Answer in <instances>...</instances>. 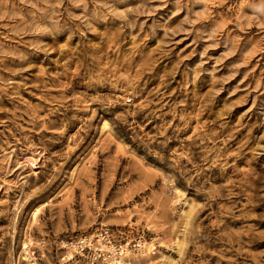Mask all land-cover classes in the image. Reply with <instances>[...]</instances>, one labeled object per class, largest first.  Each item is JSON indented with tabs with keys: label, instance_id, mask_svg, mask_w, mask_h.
<instances>
[{
	"label": "rangeland",
	"instance_id": "1",
	"mask_svg": "<svg viewBox=\"0 0 264 264\" xmlns=\"http://www.w3.org/2000/svg\"><path fill=\"white\" fill-rule=\"evenodd\" d=\"M100 233L264 264V0H0V264Z\"/></svg>",
	"mask_w": 264,
	"mask_h": 264
},
{
	"label": "bare ground",
	"instance_id": "2",
	"mask_svg": "<svg viewBox=\"0 0 264 264\" xmlns=\"http://www.w3.org/2000/svg\"><path fill=\"white\" fill-rule=\"evenodd\" d=\"M25 162L27 164L34 165V161L31 160L29 157L25 158ZM29 243L30 242L27 240V241H24L21 245V249L24 253V260L26 261H31L30 255H29ZM97 243H98V248L103 249V251H107L105 255L108 256L109 259L106 260L105 264H134V263L135 264H146V259L150 257L152 250H154V248H152L153 245H150L149 247H147L146 244H142L141 241H138L137 243L138 245L136 246L135 250L137 251V253H140L141 257L134 259L135 261H132V258L134 256L131 257L130 255L131 250L127 248L128 243L118 245L119 247L115 245H110L107 243H101L100 239L97 241ZM116 247H118V249H116ZM145 247H147L146 250H145ZM115 254L117 256H115ZM65 256L67 259L70 258L71 252L67 250ZM146 256L148 257L146 258ZM32 264H36V263L32 262ZM165 264H167V261L165 262Z\"/></svg>",
	"mask_w": 264,
	"mask_h": 264
},
{
	"label": "built area",
	"instance_id": "3",
	"mask_svg": "<svg viewBox=\"0 0 264 264\" xmlns=\"http://www.w3.org/2000/svg\"><path fill=\"white\" fill-rule=\"evenodd\" d=\"M99 239L101 243L109 244L110 242L107 241L104 233H100L94 236L82 235L69 243V251L71 252L70 264H105L109 257L105 255L107 251L98 248L97 241ZM115 256L117 255L115 254Z\"/></svg>",
	"mask_w": 264,
	"mask_h": 264
}]
</instances>
